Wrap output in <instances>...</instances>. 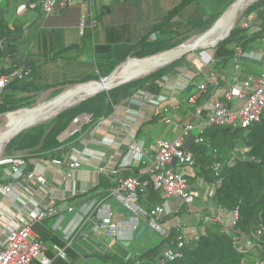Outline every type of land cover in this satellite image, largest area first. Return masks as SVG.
Returning <instances> with one entry per match:
<instances>
[{
    "label": "built area",
    "instance_id": "1",
    "mask_svg": "<svg viewBox=\"0 0 264 264\" xmlns=\"http://www.w3.org/2000/svg\"><path fill=\"white\" fill-rule=\"evenodd\" d=\"M91 1L39 0V5L41 13L50 16L65 13L77 5L85 7ZM84 18L85 15L82 34ZM253 18V15L244 17L241 25L251 27ZM255 63L260 65L256 71L247 68ZM17 74L19 70L1 77L0 86H5ZM159 85L158 93L139 89L128 95L114 105L113 113L107 117H82L75 132L71 133L78 135L53 151L26 150L0 158L1 179L8 181L0 185V264L53 263L49 256L50 246L37 234L35 227L58 215L57 196L49 182L54 166L66 169L63 181L73 182L68 191L87 192L90 189L79 190L76 186L75 177L85 168L96 171L99 176L111 177L117 184L108 189V195L131 213L132 225L137 228L140 217L145 215L148 217L147 230L162 236H167L172 227L165 222L178 212L171 205L172 199H178L191 209L198 199L208 201L214 195L215 189H210L205 182L193 186L190 181L196 164L191 146L193 142L204 143V134L211 128L247 129L264 123V49L238 47L233 62L222 71L216 69L214 54L206 55L203 64L192 62L175 74L164 75ZM156 120L176 127L178 133L154 143L146 141L141 131L145 124ZM124 170L136 173L123 176ZM150 184L162 201L145 210L139 202L138 190ZM199 187L207 189L205 194ZM86 212V218L82 217L81 221L95 215L96 219L101 218L100 223L95 222V230L106 229L111 236H118L128 224L113 221L108 204L91 201ZM199 212L196 224L199 231L182 230L177 246L164 249L157 264L179 258L186 243L198 240L203 231L200 221L220 223L228 230L240 218L238 208L227 210L212 202L203 205ZM263 230L262 226L256 232L236 237L238 250L241 253L253 251ZM56 249L59 256L66 259V252Z\"/></svg>",
    "mask_w": 264,
    "mask_h": 264
},
{
    "label": "trees",
    "instance_id": "2",
    "mask_svg": "<svg viewBox=\"0 0 264 264\" xmlns=\"http://www.w3.org/2000/svg\"><path fill=\"white\" fill-rule=\"evenodd\" d=\"M236 0H230L226 7L232 5ZM194 0H179L172 7L167 8L163 16L155 22L153 31H165L172 28L171 33L187 31L194 26H206L212 20L218 19L223 12L215 13L210 16L195 15L187 21L181 18V14ZM32 7L37 11L40 10L39 0H30ZM10 0H0V79L3 76H11L19 70V74L5 84L0 86V99L3 94L10 92H37L51 84L60 82L53 81L52 74L41 71V57L26 56L21 58V46L25 42L26 29L35 20H44L47 27L51 26H74L80 22L83 7L77 5L70 7L68 13L54 14L46 17L45 14L39 12V15L32 21L24 20L17 17L13 21L9 20L6 14V8L9 7ZM245 4L244 9L237 21V25L232 29L230 36L219 43L214 52L215 66L218 71H222L227 67L235 57L238 47L244 50H251L255 47L254 42L264 38V0H255L252 4ZM106 12H111L110 6H104ZM6 17L3 19L2 16ZM253 15L254 22L251 27H243L241 21L244 17ZM192 24V25H191ZM115 31L109 28L108 36L105 44L97 43L95 53L100 57L96 63H81L95 67L93 73L88 77L90 79H100L108 76L118 65L114 62L113 43L120 42L119 39H113L112 33ZM152 32V31H151ZM143 42L145 45L153 44V39L149 34L145 35ZM73 48V47H72ZM71 47L60 49L57 54H61L70 50ZM136 58H143L138 51L132 52ZM68 61L76 60L74 56H67ZM192 65L187 56L177 59L149 75L137 78L128 83L119 85L108 91H102L92 99L83 101L78 107L71 111H66L58 115V124L53 128L52 132L43 139L39 148L34 145L40 142V139L30 134H18L13 138L5 148V155H13L21 151H39L48 152L63 143L73 140L78 134L72 135V139L68 141H60L59 136L66 129L67 123L63 122L66 117L70 119L77 116L92 115L94 118L107 117L114 111V105L123 101L122 97L128 93L131 95L139 89L158 93L161 90L159 80L164 75H172L181 71L185 66ZM30 79V80H29ZM110 100V103L109 101ZM102 108L101 115H95V111ZM7 107L5 101H0V114L5 113ZM244 138V139H243ZM204 143L193 142L191 149L196 157V164L190 176V181L194 186L196 179L203 178V182L212 189L215 187V193L211 202L217 207L227 210L239 209L240 218L235 226L226 230L220 223H205L203 231L198 240H190L182 248V254L179 258L168 260L163 264H263L264 263V230L257 246L253 251L241 253L238 250L236 237L242 233L256 232L260 227H264V123H259L250 128L233 129L231 127L211 128L204 134ZM249 147L246 158H237L234 163L225 162L221 167L214 169L216 162L220 161L210 154L205 160L197 162V154L200 148L208 150H221L232 152L236 141L244 143ZM37 149V150H36ZM138 171V170H137ZM136 172L124 170L122 175L129 176ZM145 179V176L142 177ZM200 180V179H199ZM1 179L0 185L7 183ZM117 183L108 176H101L99 188L114 187ZM213 185L212 187H210ZM207 190L206 188H204ZM104 191L103 195L108 192ZM107 192V193H106ZM206 192V191H205ZM204 192V194H205ZM150 195L153 200L162 201L158 194H155L153 186L150 184L144 190H138L139 202L146 210L152 208L148 203H144L143 198ZM145 199V198H144ZM183 234L178 226H172L167 236H162L161 240L140 252L139 256L132 258H123L116 253H108L100 258L104 261L114 262L116 264H157L164 249L167 247H175L178 244L179 236ZM69 256L68 262L65 258L57 256L54 259L55 264H73L78 258V254L67 248L64 250ZM68 256V257H69ZM248 257L245 259V257ZM33 264H41L35 261Z\"/></svg>",
    "mask_w": 264,
    "mask_h": 264
},
{
    "label": "rangeland",
    "instance_id": "3",
    "mask_svg": "<svg viewBox=\"0 0 264 264\" xmlns=\"http://www.w3.org/2000/svg\"><path fill=\"white\" fill-rule=\"evenodd\" d=\"M99 1L104 0H94L95 4L93 5H96V2ZM178 1L179 0H130V2H127L123 8L116 9L114 14H111V18L114 23L115 19L120 21L123 20L125 23L127 22L125 25L126 27L124 28H127L126 30L128 31V36L127 34L126 36L124 35L122 38L123 42L113 45V53L109 55L112 57L114 56L113 61L120 64L122 62H126L129 59H136V57L132 55V52L138 50L143 58L154 57L162 52L189 43L211 29L224 14V10H226L224 5L225 3L220 4L223 2L222 1L219 3L220 0H194L195 2L189 5L187 9L181 14V18L185 21L195 16V14L189 12L191 11L190 9H193V7L201 9V12L204 11L206 13L204 16H210L220 12L223 13L218 19L210 21L206 26L201 27L191 24L192 28L190 31H187L188 28L178 34L171 33L170 31L173 30L172 28H168L162 32H160V30L153 31L155 22L159 20L161 16H163L167 8L172 7ZM253 1L254 0H249L246 4L250 5L253 3ZM32 5L33 4L30 3V0H10L9 7L5 9L8 19L13 21L15 17H21L27 21L33 20V18H35L36 15L41 11H37L32 7ZM89 5L90 3H88L82 11V17L77 27H47L44 20H35L27 27L25 36L26 39L24 44L21 46V58L24 59L26 56L41 57L43 60L40 62L41 71L46 73L50 72V74H52V80H59L60 82L51 84L37 92L19 91L3 94L0 101H5L7 111L0 114V134L6 130L10 123L21 117L26 112L25 110L44 105L55 97L68 90H71L76 86L90 81H98L102 78H88L95 70V67H91L88 64H81L85 62L96 63L100 57V55L98 56L95 53V47L97 45L99 36L96 32H93L92 24H94L98 18H103L107 14L104 7L101 8L99 14L97 11L92 14L91 10L89 9ZM83 15H85V30L82 34L81 25L83 22ZM237 21H239V18ZM236 25L237 24H235V26ZM118 30L119 29H116L115 32H118ZM147 34H149L150 38L153 39V44L145 45L143 43L145 42V35ZM259 41L261 43L259 42L260 44H258V46L264 48V38ZM65 47H71V49L61 54H57L60 49ZM215 48L216 47L202 49L196 53L188 55L187 57L190 62L196 59L202 62L201 59L206 58V55L214 54ZM67 56H74L76 60L68 61ZM98 93L100 92L92 93L88 95V97L86 96L81 98V100L79 99L69 103L64 109H62V111H60L58 115L66 111L68 112L73 110L83 101L96 97ZM108 101L110 103V100ZM102 108L103 107L96 110L95 115H101ZM58 115L51 117L50 119L35 126L29 127L19 134H30L36 138L38 137L40 142L34 145V148H39L43 142V139L47 137L52 132L53 128L58 124ZM81 119V116H77L72 119L66 117L63 122L67 123V127L59 136V140L68 141L72 139L71 133L75 132L77 129L76 125L79 124ZM177 133L178 129L176 127L167 125L160 120H156L144 125L141 131V136L146 139V141H151L154 143L159 138H169L175 136ZM230 145L234 146V149L229 153L226 151H221L220 149L215 151L211 148L208 150L200 148L197 154V162L205 160L210 154H214L216 158L221 159L214 165V169H217L225 162L234 163L235 159L237 158L244 159L247 157L246 155L250 149L246 145V140L243 144L236 141L234 145L229 144V147ZM4 155L5 149L0 153V158ZM199 179H196L193 183L195 185L198 184L199 186V182H201L203 178L200 177ZM70 185L72 189V181L70 182ZM212 186L213 185L210 187ZM215 187L212 188L215 189ZM200 190L202 193L206 191L204 188H200ZM211 198L212 197L206 201V204L211 203ZM170 218H172V216ZM152 234L155 238L153 240V245H155L161 240L162 235L158 232H152ZM147 246L148 245H142L141 247L147 248ZM137 250L141 252V249ZM247 258L248 257L246 256L245 259Z\"/></svg>",
    "mask_w": 264,
    "mask_h": 264
},
{
    "label": "crops",
    "instance_id": "4",
    "mask_svg": "<svg viewBox=\"0 0 264 264\" xmlns=\"http://www.w3.org/2000/svg\"><path fill=\"white\" fill-rule=\"evenodd\" d=\"M229 1L230 0H220L219 3H225L224 5L227 10L231 6L230 5L229 7H226ZM127 2H130V0H104L96 2V5H93L95 4L94 0L89 2V9L91 10L92 14L95 11H97L99 14V11H101V8L104 6H110L111 9H113L111 12H107L103 18H98L94 24H92L93 32H96L99 36L97 43H106L109 28H113L115 31L116 29H119L118 32L113 31V39H119L121 37L123 38V36H126V34L128 36V31L126 30L127 28H124L126 27L125 25L127 22L125 23L123 20L120 21L115 19L114 23L111 18V14H114L116 9L123 8ZM85 7H83V10ZM190 10L191 11L189 12L195 15L206 14L204 11L201 12V9L196 7H193V9ZM65 13H68V11ZM38 15L39 14H37L36 17ZM35 18H33V20ZM78 25L79 23L74 26H60L77 27ZM121 42H123V39L120 42H114L113 45ZM254 49L264 48L256 45ZM196 60L192 62L199 65L203 64V59H201L202 62H200L198 59ZM232 67L229 68L231 69ZM247 68L251 71H256L260 68V65L255 63L251 64ZM149 142L151 143V141ZM65 173V168H59L55 166L51 167L49 182L50 186H52L54 189L53 192L57 196L56 200L58 206V215L35 227L37 234L50 246L49 256L53 260L52 264H55L54 259L59 256V251L56 249V247L63 250L69 248L76 252L78 254V258L73 264H116L114 262L104 261L100 258V256L108 253H116L126 259L132 258L140 253V251L137 249H141V251L146 249L142 248V245H148L147 248L153 245V240L155 238L152 232L146 230L140 238L137 237V233L140 228L143 225H147L148 217L145 215L141 216L139 219V224L137 228H135V225H132L134 218L126 209V207L113 196L108 194L105 196L103 195V192L107 190L106 188L98 187L101 176H99L96 171H88L87 168H85L77 173L75 177L77 188L79 190H83V188L87 189L88 187L90 189L87 192H75L72 190L68 191L71 188V185L70 183L63 181V176ZM155 194L157 193L155 192ZM144 198V203H148L151 206L158 202L157 200H153L150 195H146ZM91 201L108 204L112 210L113 221L128 223L126 228L118 236H111L106 229L100 228L95 230V222L97 221L100 223L101 218L96 219L95 215L92 218H88L89 216H87V220L81 221L82 217L86 218L87 206L89 203H91ZM205 204V198H201L198 199L195 202V206L190 209L187 206L181 204L178 199H172L171 205L175 210H178V212L174 213L172 218L165 222V225H169L170 227L179 226L181 227V230L188 231L190 233L198 232L199 226L196 224L200 219L199 209ZM68 256L69 255L66 253V260L69 262L70 256Z\"/></svg>",
    "mask_w": 264,
    "mask_h": 264
},
{
    "label": "water",
    "instance_id": "5",
    "mask_svg": "<svg viewBox=\"0 0 264 264\" xmlns=\"http://www.w3.org/2000/svg\"><path fill=\"white\" fill-rule=\"evenodd\" d=\"M248 1L249 0H236L224 12L219 21L211 29H209L199 37L195 38L194 40L190 41L189 43L162 52L154 57H151V61H149L139 71H137L136 74L130 77L116 79V76L118 75L122 67L127 63V60L126 62L118 64L116 68L105 78L102 77L98 81H90L82 85L76 86L71 90H68L63 94L55 97L44 105L32 108L29 112L25 110L26 112L18 118V125H14L0 134V145L4 143L5 149L6 146L10 143V141L15 138L20 132L27 129L29 125L36 123L38 120L39 122H41L40 120H42L43 122L45 120L50 119L51 117L58 115L60 111H62V109H64L69 103L79 100V98L91 92L96 93L108 91L112 88L128 83L139 77L148 75L177 59L196 53L199 50L216 47L219 43L226 40L230 36L232 29L234 28L238 18L240 17L244 9V5ZM2 18L4 19L5 16L3 15ZM220 27L224 28L225 30H228V32L224 33V35L216 39L213 44L202 45V43L208 37L215 34ZM127 97L128 93L124 94L122 99L125 100ZM147 228V225H143L138 231L137 237L140 238L145 233Z\"/></svg>",
    "mask_w": 264,
    "mask_h": 264
},
{
    "label": "bare ground",
    "instance_id": "6",
    "mask_svg": "<svg viewBox=\"0 0 264 264\" xmlns=\"http://www.w3.org/2000/svg\"><path fill=\"white\" fill-rule=\"evenodd\" d=\"M226 32H228V30H225L224 28L220 27L216 31V33L213 34L212 36L208 37L202 43V45L213 44L216 39H218L220 36L224 35V33H226ZM149 61H151V57L129 59L127 61V63L122 67V69L120 70V72L118 73V75L116 76V78L121 79V78H124V77H130V76L136 74L137 71H139L142 67H144ZM92 93H94V92H91V93H89V94H87V95H85V96H83L81 98H84L86 96L88 97V95H90ZM81 98H79V99L81 100ZM29 111H30V109L27 110V112H29ZM40 121L42 122V120H40ZM41 122H39V120H38L36 123H34L32 125H29L27 128L32 127V126H35V125H37V124H39ZM14 125H18V119H15L12 123H10L9 126L7 125L8 127L6 128V130L9 129L10 127L14 126ZM4 147H5V144L4 143L0 145V153L4 150Z\"/></svg>",
    "mask_w": 264,
    "mask_h": 264
}]
</instances>
